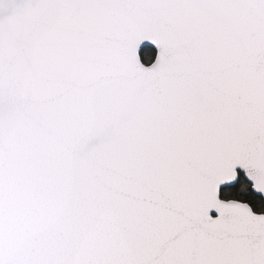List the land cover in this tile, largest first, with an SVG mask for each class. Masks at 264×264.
I'll return each instance as SVG.
<instances>
[{
    "label": "snow or ice",
    "instance_id": "snow-or-ice-1",
    "mask_svg": "<svg viewBox=\"0 0 264 264\" xmlns=\"http://www.w3.org/2000/svg\"><path fill=\"white\" fill-rule=\"evenodd\" d=\"M0 264H264V0H0Z\"/></svg>",
    "mask_w": 264,
    "mask_h": 264
}]
</instances>
